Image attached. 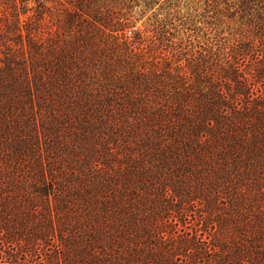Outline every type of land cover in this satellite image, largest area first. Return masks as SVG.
<instances>
[{
    "label": "trees",
    "instance_id": "trees-1",
    "mask_svg": "<svg viewBox=\"0 0 264 264\" xmlns=\"http://www.w3.org/2000/svg\"><path fill=\"white\" fill-rule=\"evenodd\" d=\"M47 1L0 0V264H264V0L185 60L120 34L150 4Z\"/></svg>",
    "mask_w": 264,
    "mask_h": 264
},
{
    "label": "rangeland",
    "instance_id": "rangeland-1",
    "mask_svg": "<svg viewBox=\"0 0 264 264\" xmlns=\"http://www.w3.org/2000/svg\"><path fill=\"white\" fill-rule=\"evenodd\" d=\"M219 1L217 8L226 6L225 0ZM75 2L76 0H48L47 6L52 12L63 13L65 9H74ZM106 2L118 7L123 4L122 0H106ZM227 2L233 4L237 0H227ZM131 4L134 6V12L137 15L148 4H150V11L144 18L137 21L134 26H129L124 31H121L120 34L133 36L138 30L145 31L149 27L148 17L156 13V17L162 23L160 31L166 37H169L171 44L177 47L176 50L180 52L174 58H183V60L187 58L188 40L197 43L198 41H203L206 34L214 36L223 29L225 31L224 35L227 36L229 32L228 22L227 24H222L215 14L214 0H155V2L151 0H135ZM157 55L159 56L158 53Z\"/></svg>",
    "mask_w": 264,
    "mask_h": 264
}]
</instances>
